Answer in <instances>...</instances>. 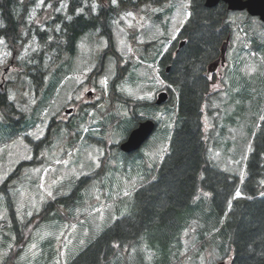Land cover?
Wrapping results in <instances>:
<instances>
[{
    "label": "rangeland",
    "instance_id": "1",
    "mask_svg": "<svg viewBox=\"0 0 264 264\" xmlns=\"http://www.w3.org/2000/svg\"><path fill=\"white\" fill-rule=\"evenodd\" d=\"M190 1L171 0L159 7L143 6L137 12H129L133 15L121 14L112 27L117 53L104 60V69L99 55L108 40L98 31L87 35L81 40L77 55L55 80L57 84L49 90L54 93L51 104L45 94L39 97L28 78L16 74L20 70L13 59L16 54L0 43V92H6V102L12 103L0 110V188L4 185L0 189V238L4 240L6 232L13 238L8 229L20 223H27L29 228L38 224L18 264H73L74 258L106 228L134 210L137 191L146 184L149 174L156 173L169 148L176 123V99L157 108L148 107V116L159 125L139 151L127 154L119 145L136 124L132 111L137 110L141 118H146L145 101H154L159 91L166 90L158 65L148 57L155 56L154 44L162 54L171 46L186 22ZM59 9L67 12L68 1H61ZM230 20L235 29L227 51L229 65L214 72L217 81L213 91H219L214 102L221 113H213V102L212 110L206 105L204 124L208 132L214 131V137L225 128L218 149L212 146L213 160L237 174L240 186L245 182L247 159L264 119V64L260 62L262 55L246 45L250 36L248 28H242L246 13L233 12ZM251 22L257 40H264V24L256 18ZM38 48L37 40H32L22 56H29ZM127 66L130 68L117 81L113 92L111 85L121 75V68L124 71ZM99 74L100 86H95L93 95L88 94V78ZM16 77L17 83H9ZM51 77L50 72L44 86ZM105 79L106 85L102 83ZM7 83L10 85L6 88ZM225 86V91H221ZM119 95L129 97L133 105L112 100ZM87 102L95 103L91 118L99 114L94 107H101L110 115L106 114L102 122L90 120L85 114L77 121L76 117L69 121L65 109ZM56 120L69 121L77 137L70 141L67 137L74 138V133H66L60 148L47 144L36 147L35 143L46 136ZM13 127L17 132L12 139ZM201 194L179 214V227L172 234L165 230L147 231L138 243L126 251L123 248L127 245L123 247V255L110 264H217L223 257L229 261L233 253L231 237L222 231L229 205L227 212L219 215L220 208L213 205L211 193ZM64 197L68 200L62 204ZM51 201H55V208L49 204ZM201 244L203 248H198ZM0 254L4 255L3 246Z\"/></svg>",
    "mask_w": 264,
    "mask_h": 264
},
{
    "label": "trees",
    "instance_id": "2",
    "mask_svg": "<svg viewBox=\"0 0 264 264\" xmlns=\"http://www.w3.org/2000/svg\"><path fill=\"white\" fill-rule=\"evenodd\" d=\"M61 1L44 0L39 6L41 0H0V40L17 56L13 58L20 68L16 74L28 78L29 85L39 92V97L41 93L45 94L49 104L54 99V93L49 90L57 84L55 80L58 81L64 66L77 55L83 38L98 31L99 36L108 40V46L98 54L103 64L106 57L117 53L112 33L115 19L124 13L137 12L143 6L159 7L171 0H67V12L59 9ZM189 11L190 16L171 46L162 54L160 47L153 46L154 42H151L155 56L148 57L158 65V74L169 91V101L176 99L177 107L174 103V109L177 116L169 148L156 173L149 174L146 184L137 191L134 210L106 228L74 258L73 264H110L123 255V247L127 245L123 248L126 251L138 243L147 231L165 230L172 234L179 227V214L200 198L204 191L211 193L213 205L220 208L219 215L223 216L227 206L231 205L222 225V231L228 232L233 246L229 264H264V119L255 138L254 150L247 159L245 182L240 186L237 174L228 172L213 160L212 146L218 149V143L224 139L225 128L222 127L221 135L214 137V131L208 132L204 124L205 107L207 105L212 110L211 104L213 102L215 107L217 98V92H213L212 87V81H216V78L208 75V67L221 56V47L228 36H233L235 27L230 20L233 11L224 2L208 7L205 0H191ZM246 19L242 21V28L250 31L246 42L256 50L252 52L264 57V40L255 37L252 18L247 13ZM32 40H37L39 48L23 57V49ZM182 41L184 44L181 46ZM50 72L52 80L44 86ZM14 82L17 83V77L9 81ZM7 85L10 84L7 83L6 88ZM5 93L0 92V110L12 106L11 102H6ZM115 99L125 105H133L129 97L126 99L119 95L112 100ZM139 101L141 103V100L135 103ZM155 102L145 101L146 118L152 119L148 116V107L161 106ZM212 111L221 113L219 107ZM115 115L113 113V117ZM68 122L53 121V128H49L46 136L35 143L36 147L47 144L60 148L64 145L61 141L63 135L70 132L74 133V138H67L73 141L77 131ZM16 130L12 128V139ZM237 190L243 195L235 197ZM67 198L61 200L62 204ZM49 204L54 205L55 201ZM20 225L8 229L14 234L13 238L7 232L4 240L0 238V246L4 247L0 264H18L31 241L30 237L38 229V224L33 228H29L27 223ZM26 233H29L28 237ZM13 246L14 250L11 249ZM198 248H203L202 244Z\"/></svg>",
    "mask_w": 264,
    "mask_h": 264
},
{
    "label": "water",
    "instance_id": "3",
    "mask_svg": "<svg viewBox=\"0 0 264 264\" xmlns=\"http://www.w3.org/2000/svg\"><path fill=\"white\" fill-rule=\"evenodd\" d=\"M220 1L228 4L230 10H247L253 16H259L262 21H264V0H206L205 4L208 7L216 6ZM227 42L222 48V61L216 60L209 65V72L216 70L220 64L225 63V53L227 49ZM169 92L163 90L158 93L156 104L161 105L168 101ZM72 109H67V113L71 112ZM156 124L153 120L148 119L139 123L128 135L127 139L121 144V149L127 153L138 150L144 142L153 133ZM219 264H227L225 262H220Z\"/></svg>",
    "mask_w": 264,
    "mask_h": 264
},
{
    "label": "flooded vegetation",
    "instance_id": "4",
    "mask_svg": "<svg viewBox=\"0 0 264 264\" xmlns=\"http://www.w3.org/2000/svg\"><path fill=\"white\" fill-rule=\"evenodd\" d=\"M228 38H229V40H231V37L230 36H228ZM227 38V39H228ZM230 48V41H229V45H228V49ZM227 49V51L229 52V50ZM221 56H222V47H221ZM107 58V57H106ZM105 58V59H106ZM104 59V60H105ZM100 62H101V59H100ZM229 65V62H228V53H227V59H226V61H225V63L224 64H222V67H224V66H228ZM105 68V66H104V62H103V64H102V69H104ZM229 69V68H228ZM213 77L215 76V78H216V81H217V77H216V75L214 74V75H212ZM224 76H225V83L227 82V75H225L224 74ZM88 80H89V88H91V90H89L87 93L88 94H92L93 95V93L95 92V86H100V83H99V80H100V74L97 76V77H93V76H90L89 78H88ZM83 81L85 82V81H87V79H83ZM216 81H212V86L214 85V83L216 82ZM227 84V83H226ZM227 86H225L224 87V89L226 88ZM112 88V87H111ZM110 95V94H109ZM110 102V101H109ZM95 105V103H93V102H87V104L86 105H83V106H81V107H76V106H73L72 105V107H74V112L72 113V117L75 115V116H77L78 118L79 117H81V115L82 114H85V116H88L89 117V119L90 120H92L91 119V116L87 113V110H91V107H93ZM101 108V107H100ZM99 107L98 108H96V107H94V110H97V109H99L98 111L100 112L101 111V109H100ZM97 116V115H96ZM99 117H101V114L99 113L98 114V117L96 118L95 117V119H97L98 121H102V119H100Z\"/></svg>",
    "mask_w": 264,
    "mask_h": 264
},
{
    "label": "snow or ice",
    "instance_id": "5",
    "mask_svg": "<svg viewBox=\"0 0 264 264\" xmlns=\"http://www.w3.org/2000/svg\"><path fill=\"white\" fill-rule=\"evenodd\" d=\"M114 2H115V0H114ZM128 15H133V14L132 13H128ZM0 43H4V41L0 40ZM102 83L106 85L107 84V80L106 79L103 80ZM49 195H51V193H49ZM237 195H239V193H237Z\"/></svg>",
    "mask_w": 264,
    "mask_h": 264
}]
</instances>
